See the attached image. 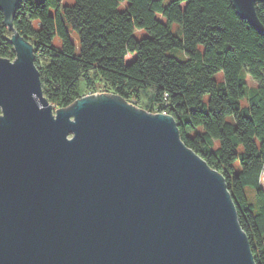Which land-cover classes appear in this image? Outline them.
Masks as SVG:
<instances>
[{
	"label": "water",
	"instance_id": "95a60500",
	"mask_svg": "<svg viewBox=\"0 0 264 264\" xmlns=\"http://www.w3.org/2000/svg\"><path fill=\"white\" fill-rule=\"evenodd\" d=\"M0 0V264H255L224 177L173 117L106 92L56 107ZM264 32L256 5L230 0Z\"/></svg>",
	"mask_w": 264,
	"mask_h": 264
},
{
	"label": "trees",
	"instance_id": "16d2710c",
	"mask_svg": "<svg viewBox=\"0 0 264 264\" xmlns=\"http://www.w3.org/2000/svg\"><path fill=\"white\" fill-rule=\"evenodd\" d=\"M256 12L264 26V2ZM13 23L55 107L106 92L171 115L184 143L224 177L264 264V32L230 0H20ZM9 36L0 11V56L14 59Z\"/></svg>",
	"mask_w": 264,
	"mask_h": 264
},
{
	"label": "rangeland",
	"instance_id": "374dc122",
	"mask_svg": "<svg viewBox=\"0 0 264 264\" xmlns=\"http://www.w3.org/2000/svg\"><path fill=\"white\" fill-rule=\"evenodd\" d=\"M63 2L64 3H70V2H72V0H63ZM171 29H172V31L173 32H175L176 34H180L181 32H180V29H179V24L177 23V22H173V23H171ZM144 35H146V31L145 30H139V29H136L135 30V36L137 37V38H140V37H142V36H144ZM71 36H72V38L75 40L76 39V33L75 32H73V31H71ZM10 37L11 36H9V39H10ZM171 53H173V54H175L177 57H179V58H182L183 57V51L182 50H178V49H175V50H173V51H171ZM215 77L217 78V79H221L222 78V71H219L216 75H215ZM248 80H249V83H252V81L250 80V78H248ZM54 108H56L55 106H54ZM263 184H264V182H263ZM264 186V185H263Z\"/></svg>",
	"mask_w": 264,
	"mask_h": 264
},
{
	"label": "built area",
	"instance_id": "2783aa9c",
	"mask_svg": "<svg viewBox=\"0 0 264 264\" xmlns=\"http://www.w3.org/2000/svg\"><path fill=\"white\" fill-rule=\"evenodd\" d=\"M261 180H262V182H264V168H263V171H262Z\"/></svg>",
	"mask_w": 264,
	"mask_h": 264
}]
</instances>
